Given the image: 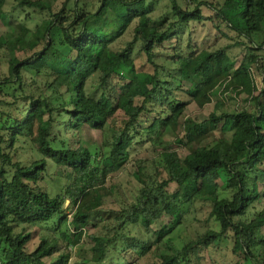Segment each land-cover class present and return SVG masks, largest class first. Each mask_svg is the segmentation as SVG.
<instances>
[{"label":"trees","instance_id":"obj_1","mask_svg":"<svg viewBox=\"0 0 264 264\" xmlns=\"http://www.w3.org/2000/svg\"><path fill=\"white\" fill-rule=\"evenodd\" d=\"M6 1L0 0V15L10 17L4 10ZM54 2L18 0L17 6L26 9L25 18L39 13L40 20L30 26L25 20L9 19L8 29L0 32V50L9 54L8 75H0V264H76L69 262L70 246L96 219L106 178L130 159L134 142L146 137L155 145L165 134L188 151L167 161L166 176L155 159L137 161V190L119 208V232L89 234L90 256L82 263L111 257L119 264H191L193 256L200 257L204 248L231 232L236 253L249 261L223 264H264V204L251 217L245 215L255 199H264V188L257 186L264 187V100L259 97L264 71L255 94L249 65L258 72L259 66L264 70V62L252 54L234 67L228 46L199 48L189 39L181 49L178 32L189 21L213 19L217 28L224 23L246 38L250 48L255 43L264 47V0L199 1L192 8L168 0L157 16L152 15L157 0H98L94 9L84 0H62L58 7ZM202 5L213 13L204 14ZM132 22V38L113 48ZM136 43V53L144 55L149 69L137 65ZM17 49L23 56L13 55ZM158 57L174 63L171 71ZM79 66L86 74L79 73ZM161 70L173 79L163 77ZM26 73L30 87L24 81ZM96 73L98 94L96 89L85 90L87 76ZM227 90L246 92L247 104L232 111L213 110L203 119L184 114L190 100H209ZM180 92L188 98H181ZM151 111L150 122L142 126L140 114ZM85 126L111 129L104 149L78 141ZM68 136L77 138L76 146L68 145ZM24 143L38 156L21 159ZM48 158L71 178L54 193L40 183ZM171 181L177 183L176 190H168ZM198 200L209 204L208 218L217 220L218 227H207L176 247L172 232ZM163 214L169 219L151 228ZM126 222L139 223L151 235L124 233ZM35 223L52 225L58 235L39 234L30 248L33 231L27 226ZM163 241L165 251L159 247ZM141 258L145 260L139 263Z\"/></svg>","mask_w":264,"mask_h":264},{"label":"rangeland","instance_id":"obj_2","mask_svg":"<svg viewBox=\"0 0 264 264\" xmlns=\"http://www.w3.org/2000/svg\"><path fill=\"white\" fill-rule=\"evenodd\" d=\"M18 0H7L4 5V10L9 14L0 15V32L8 29L9 19L12 22L17 23L18 20H25L30 26L40 20L39 13H33L34 17L25 18L26 9L20 8L17 6ZM62 0H55L54 7H58ZM89 8L94 9L98 0H84ZM168 0H157L155 3V10L152 15L157 16L165 9V4ZM199 1L202 2H212L215 0H177L183 8H192ZM201 10L204 14L213 13L211 8L206 5H202ZM135 22H132L127 30L117 38L113 43V48L122 47L125 42L132 38L133 35V26ZM221 28V29H220ZM220 28L215 26V20L204 19L200 21H189L187 25L180 26L179 32V47L185 49V45L189 40L193 44H196L197 47H208L214 49L216 47L225 46L228 48V52L232 56V61L234 67L238 66L243 60L248 61L252 54L259 55L258 62H264V47H258L257 44H254V48L247 46V40L243 36L237 34L235 31L231 30L224 23H220ZM138 43L134 46V55L137 65L143 64V67L149 69L147 63L144 62V55L142 53H136V48ZM13 55L19 57L23 56V53L18 49L13 52ZM156 60L160 63H163L164 66L171 71L174 63L171 62L169 58L158 57ZM263 60V61H260ZM250 67L253 70V75L255 76V83L257 88L253 91L255 94L259 92L262 85V71L263 69L259 66V71L255 69L252 63H249ZM260 65V64H259ZM9 54L4 50H0V75H8L9 72ZM261 70V71H260ZM78 71L81 75L86 74L85 68L83 66L78 67ZM161 75L168 79H173L167 70H161ZM115 80V77L112 78V81ZM24 81L27 86H31V78L29 74H24ZM37 83V82H36ZM187 85V82H183ZM98 76L97 73L93 75H88L86 79L85 90L87 92L93 93L96 89V93H99ZM29 86V87H30ZM49 89L46 90L48 93ZM179 91V90H178ZM179 96L183 99H187L188 96L184 92L178 93ZM67 96V95H66ZM261 100H264V92L259 94ZM85 101L91 103L97 108V105L91 99H84ZM138 100V99H137ZM218 101V102H217ZM221 101V102H219ZM138 102V101H137ZM247 104L246 101V92L234 93L232 90H227L224 94H215L209 100L202 99L200 101L190 100L184 109V114L186 116L194 117L196 119L206 118L211 111L219 113L222 110H236L244 107ZM116 119L122 117L121 112L118 110L116 112ZM154 111L146 112L140 114L138 120L142 126H147L150 122ZM1 121V120H0ZM106 129L99 130L94 127L85 126L81 129L78 135V141L82 144H93L96 147H102L104 149L103 143H108L110 141L111 129L105 126ZM140 129V128H139ZM216 132V131H215ZM143 133V132H142ZM218 133V132H217ZM66 134H69L68 132ZM182 134V133H181ZM180 134V135H181ZM71 136V135H70ZM69 137V136H68ZM77 138L72 136L67 140L68 145L76 146L78 141ZM20 144L21 142H17ZM188 151L187 147L181 146L176 142L172 135L165 134L163 137L162 143L153 144L149 138H144L140 142H134V148L130 154V159L119 169L112 172L109 177L106 178L104 183L107 188L106 193L103 196L102 204L100 210L97 212L98 215L94 220L93 224L88 225L85 228L83 235L81 236L80 241L77 244L70 246L71 257L69 262H76V264H83L82 261L87 260L90 256V246L93 241L90 238L89 234H99V235H112L116 230L119 232L120 229L117 228L118 223L122 220V216L119 214V208H121L125 202L130 201L133 198V194L137 190L138 181L134 176V171L136 169L137 161H150L155 159L158 163L159 168L161 169V175H167V161L171 159L174 155L179 154L183 156ZM223 155L231 156L230 153L222 152ZM20 158L24 161L33 157H37L38 153L33 149L29 148L27 143L22 144V147L19 148ZM48 168L45 174L43 175L42 180L40 181L41 185L50 190L52 193L60 191L62 185L71 181V178L65 177L63 166H58L51 159H47ZM219 182L222 180L219 178ZM257 186L259 190H262L264 187L258 183ZM169 191L176 190L177 183L171 181L167 186ZM68 200H65L64 205H67ZM264 204V199L262 196L255 199L251 206L248 208L245 213L246 218H249L253 215L254 211L260 209ZM210 206L204 201H196L195 205L191 207L188 214L183 219V222L172 232L173 244L176 247H180L186 240L190 238H195L199 233L203 232L207 227H218V221L214 218H208ZM244 215V216H245ZM235 218H238L237 216ZM169 219V215L163 214L155 223L151 225V228H156L160 223L165 222ZM18 224V228H19ZM67 224L61 226L62 229H66ZM30 230L33 231V238L28 244L30 248L33 247L36 239L39 234H47L48 236L56 234L54 228L51 226L35 223L31 226H27ZM124 233L129 232L130 235L141 236H150L151 231L146 230L139 223L126 222L122 228ZM262 232L264 233V226L262 227ZM60 236V235H59ZM117 243L120 245V240L117 238ZM234 237L231 232H228L226 235L220 236L215 241H213L208 247L204 248L201 252L200 257L193 256L191 264H223V263H232L236 260H240L242 263H245L249 260L243 259L238 253L237 249L233 245ZM159 247L162 251L167 250L164 241L159 244ZM118 248V247H117ZM109 255L112 256V252H109ZM115 255V254H114ZM114 255L112 257H114ZM107 257L102 263H93L85 262V264H119L115 259H110ZM48 261V257H44ZM149 259V257L147 258ZM144 258H141L139 263L144 261Z\"/></svg>","mask_w":264,"mask_h":264}]
</instances>
